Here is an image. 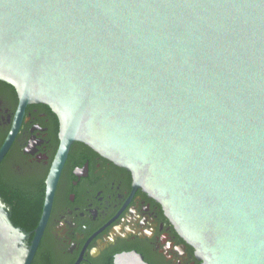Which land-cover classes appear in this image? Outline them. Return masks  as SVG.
I'll use <instances>...</instances> for the list:
<instances>
[{
	"label": "water",
	"instance_id": "1",
	"mask_svg": "<svg viewBox=\"0 0 264 264\" xmlns=\"http://www.w3.org/2000/svg\"><path fill=\"white\" fill-rule=\"evenodd\" d=\"M0 81L19 96L0 165L31 104L61 141L31 242L0 196V264H32L76 142L128 170L204 264H264V0H0Z\"/></svg>",
	"mask_w": 264,
	"mask_h": 264
},
{
	"label": "flooded vegetation",
	"instance_id": "2",
	"mask_svg": "<svg viewBox=\"0 0 264 264\" xmlns=\"http://www.w3.org/2000/svg\"><path fill=\"white\" fill-rule=\"evenodd\" d=\"M18 105L15 88L0 81V149L11 131ZM60 143L58 116L47 105L31 104L0 165V176L5 180L32 183L42 189L39 222ZM36 228L25 230L29 242ZM136 257H142L146 264H204L163 206L135 186L128 170L87 145L74 143L32 264H116L125 258L126 264H136Z\"/></svg>",
	"mask_w": 264,
	"mask_h": 264
},
{
	"label": "trees",
	"instance_id": "3",
	"mask_svg": "<svg viewBox=\"0 0 264 264\" xmlns=\"http://www.w3.org/2000/svg\"><path fill=\"white\" fill-rule=\"evenodd\" d=\"M41 191L36 184H20L0 176V195L13 207L11 220L16 227L27 231L37 227L43 204Z\"/></svg>",
	"mask_w": 264,
	"mask_h": 264
}]
</instances>
